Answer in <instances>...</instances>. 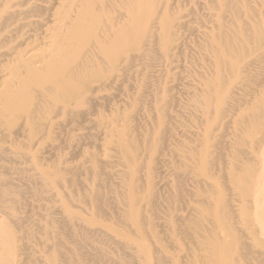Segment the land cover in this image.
<instances>
[{
  "label": "rangeland",
  "instance_id": "374dc122",
  "mask_svg": "<svg viewBox=\"0 0 264 264\" xmlns=\"http://www.w3.org/2000/svg\"><path fill=\"white\" fill-rule=\"evenodd\" d=\"M0 264H264V0H0Z\"/></svg>",
  "mask_w": 264,
  "mask_h": 264
},
{
  "label": "bare ground",
  "instance_id": "6f19581e",
  "mask_svg": "<svg viewBox=\"0 0 264 264\" xmlns=\"http://www.w3.org/2000/svg\"><path fill=\"white\" fill-rule=\"evenodd\" d=\"M78 29H79V28H78ZM78 29H77V30H78ZM77 30H76V32H79V31H77ZM79 30H80V29H79ZM89 30H90V29H89ZM80 32H81V31H80ZM82 32H83V31H82ZM85 33H87V32H85ZM75 34H77V33H75ZM78 34H79V33H78ZM78 34H77V35H78ZM87 34H88V33H87ZM90 34H91V33H90ZM80 36H81V35H80ZM80 36H79V37H80ZM86 36H87V35H86ZM118 38L120 39V37H118ZM119 39H118V40H119ZM114 41H115V40H114ZM116 41H117V40H116ZM120 42H122V40H121ZM118 43H119V42H118ZM119 44H120V43H119ZM119 44H117V45H119ZM115 45H116V44H115ZM117 45H116V46H117ZM120 46H121V45H120ZM99 47H100V46H99ZM117 47H119V46H117ZM65 52L68 53L67 51H65ZM108 52H110V51H108ZM111 53H112V52H111ZM63 54H65V53L63 52ZM109 54H110V53H109ZM111 55H112V54H111ZM58 56H59V55H58ZM58 56H57V57H58ZM66 56H67V55H66ZM64 58H65V55H64ZM64 58H62V59L64 60ZM66 58H67V57H66ZM66 58H65V59H66ZM69 58H70V55H69ZM69 58H68V61H69ZM54 60H55V59H54ZM66 60H67V59H66ZM56 62H58V61H56ZM66 62H67V61H66ZM63 63H64V62H63ZM54 64H55V63H54ZM58 64H59V63H58ZM67 64H69V63H67ZM52 65H53V64H52ZM56 65H57V64H55V66H56ZM59 65H60V64H59ZM53 66H54V65H53ZM66 66H67V65H65V67H66ZM49 67H50V66H49ZM56 70H57V68H56ZM58 70H59V69H58ZM60 70H61V69H60ZM30 71H31V70H30ZM49 73H50V72H49ZM46 74H48V73H46ZM35 76H36V75H35ZM49 76H50V78H51L52 74L50 73ZM49 76H48V77H49ZM46 77H47V76H46ZM48 77H47V78H48ZM53 77H55V76H53ZM57 77H61V76L59 75V76H57ZM33 78H35V77H32V79H33ZM50 78H49V79H50ZM65 78H67V77L65 76ZM37 79H38V78H37ZM45 79H46V78H45ZM51 79H52V78H51ZM57 79H58V78H57ZM57 79H56V80H57ZM59 79L61 80V78H59ZM34 80H36V79H34ZM43 80H44V79H43ZM53 80H54V79H53ZM53 80H52V81H53ZM29 81H30V80H29ZM36 81H38V80H36ZM39 81H40V80H39ZM39 81H38V82H39ZM41 81H42V80H41ZM45 81H46V80H45ZM45 81H44V83H45ZM50 81H51V80H50ZM66 81H67V80H66ZM66 81H65V82H66ZM31 82H33V81H31ZM31 82H29V83H31ZM48 82H49V81H48ZM57 82H61V81H57ZM57 82H56V83H57ZM42 83H43V82H42ZM52 83H53V82H52ZM61 83H62V82H61ZM37 84H39V83H37ZM57 84H59V83H57ZM41 85H42V84H41ZM53 85H54V84H53ZM60 85H61V84H60ZM69 87H70V86H69ZM58 88H59V87H58ZM63 89H64V88H63ZM71 89H72V87H71ZM57 90H58V89H57ZM59 90H60V89H59ZM61 90H62V89H61ZM61 90H60V91H61ZM65 90H66V89H65ZM67 91H68V88H67ZM67 91H66V92H67ZM69 91H70V90H69ZM63 92H65V91H63ZM66 92H65V93H66ZM70 92H71V91H70ZM67 93H68V92H67ZM62 94H63V93H62ZM62 94H60V95H62ZM11 95H12V94H11ZM63 96H64V95H63ZM64 97H65V96H64ZM10 99H11V98H10ZM11 100H12V99H11ZM14 103H15V102H14ZM9 104H10V103H9ZM12 104H13V103H12ZM7 106H8V105H7ZM8 107H9V106H8ZM11 107H12V105H11ZM11 107H10V108H11ZM14 107H15V106H14ZM18 108H19V107H18Z\"/></svg>",
  "mask_w": 264,
  "mask_h": 264
}]
</instances>
